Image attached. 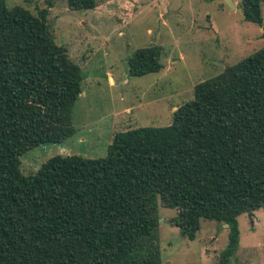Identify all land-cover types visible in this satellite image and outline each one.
Segmentation results:
<instances>
[{"label":"trees","instance_id":"16d2710c","mask_svg":"<svg viewBox=\"0 0 264 264\" xmlns=\"http://www.w3.org/2000/svg\"><path fill=\"white\" fill-rule=\"evenodd\" d=\"M262 2L239 7L264 28ZM48 4L34 14L0 0V264H160L159 200L190 240L202 218L225 223L217 264H228L238 216L264 208V45L197 82L168 125L117 131L104 157L53 155L25 175L27 150L74 134L81 93L80 66L50 36ZM160 51L137 48L129 74L159 71Z\"/></svg>","mask_w":264,"mask_h":264},{"label":"rangeland","instance_id":"374dc122","mask_svg":"<svg viewBox=\"0 0 264 264\" xmlns=\"http://www.w3.org/2000/svg\"><path fill=\"white\" fill-rule=\"evenodd\" d=\"M73 9L53 0L47 23L57 45L80 66L81 93L70 115L74 134L43 143L21 157L23 174L35 173L53 155L100 158L117 131L165 126L172 111L193 98L194 85L264 45V28L244 19L240 0H96ZM36 14L48 0H6ZM264 24V2L261 3ZM262 24V25H263ZM158 45L162 67L130 75L128 58L140 47ZM69 120H67V124ZM175 208L158 201L160 264H217L228 243V226L202 218L193 240L174 225ZM239 244L228 264H264V208L238 216Z\"/></svg>","mask_w":264,"mask_h":264},{"label":"water","instance_id":"95a60500","mask_svg":"<svg viewBox=\"0 0 264 264\" xmlns=\"http://www.w3.org/2000/svg\"><path fill=\"white\" fill-rule=\"evenodd\" d=\"M224 2H226L230 8H235L236 7V4L233 3L232 0H224Z\"/></svg>","mask_w":264,"mask_h":264}]
</instances>
